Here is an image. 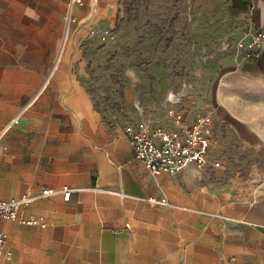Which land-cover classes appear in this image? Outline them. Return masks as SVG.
Returning a JSON list of instances; mask_svg holds the SVG:
<instances>
[{
	"label": "crops",
	"instance_id": "1",
	"mask_svg": "<svg viewBox=\"0 0 264 264\" xmlns=\"http://www.w3.org/2000/svg\"><path fill=\"white\" fill-rule=\"evenodd\" d=\"M84 1L77 35L114 28L119 0ZM229 2L246 34L264 29V0ZM66 13V0H0V131L27 106L0 141V201L74 190L28 209L44 228L0 222L13 254L3 264H264V189L239 176L252 159L264 175V53L182 102L190 115L213 113L216 155L241 170L218 183L209 172L154 179L125 124L106 121L77 81L78 56L70 48L57 63ZM168 105L145 115L166 124Z\"/></svg>",
	"mask_w": 264,
	"mask_h": 264
},
{
	"label": "rangeland",
	"instance_id": "2",
	"mask_svg": "<svg viewBox=\"0 0 264 264\" xmlns=\"http://www.w3.org/2000/svg\"><path fill=\"white\" fill-rule=\"evenodd\" d=\"M74 27L62 52L64 30L58 58L71 48L77 81L106 121L125 126L140 109L163 107L171 94H184L185 104L202 97L209 81L242 63L247 37L229 0H119L116 25L103 31L106 40L77 35ZM222 161V168L209 171L215 183L241 170L239 158L225 153ZM247 167L239 176L257 192L264 185L257 188L264 179L260 160Z\"/></svg>",
	"mask_w": 264,
	"mask_h": 264
},
{
	"label": "built area",
	"instance_id": "3",
	"mask_svg": "<svg viewBox=\"0 0 264 264\" xmlns=\"http://www.w3.org/2000/svg\"><path fill=\"white\" fill-rule=\"evenodd\" d=\"M84 0H68L65 18V41L61 47L63 52L66 40L72 28L78 24L77 9L84 6ZM100 37L106 40L107 36L102 30L90 31L86 34L87 39ZM62 52L59 55H62ZM264 53V29L259 28L247 34L242 53V62L255 61ZM57 60V63L59 61ZM179 103H172L169 98V107L166 111L167 123L140 114L125 126V133L132 146L135 158L144 163L147 170L157 179L161 174L179 176L195 171L200 174L217 170L223 167L222 159L216 155L219 147V139L215 132V117L212 112H200L190 115L183 109L182 99ZM27 106L21 108L18 116L14 118L2 131L0 141L5 134L16 124L19 117ZM74 190L65 187L62 190L46 189L39 195L26 193L18 199L0 201V222H17L24 226L45 227L43 218L40 216H26V212L32 204L45 197L62 194L69 201ZM124 196L123 194H120ZM154 204L169 205L166 202L150 198ZM8 235L0 228V264L10 260L12 252L7 248Z\"/></svg>",
	"mask_w": 264,
	"mask_h": 264
},
{
	"label": "water",
	"instance_id": "4",
	"mask_svg": "<svg viewBox=\"0 0 264 264\" xmlns=\"http://www.w3.org/2000/svg\"><path fill=\"white\" fill-rule=\"evenodd\" d=\"M181 96V94H171L170 96H169V98H170V101L172 102V103H179V101H180V97ZM140 112H141V114H142V109H140ZM189 174L191 175V176H193L194 178L195 177H198V176H200L201 174L200 173H198V172H195V171H190L189 172Z\"/></svg>",
	"mask_w": 264,
	"mask_h": 264
},
{
	"label": "bare ground",
	"instance_id": "5",
	"mask_svg": "<svg viewBox=\"0 0 264 264\" xmlns=\"http://www.w3.org/2000/svg\"><path fill=\"white\" fill-rule=\"evenodd\" d=\"M262 188L264 189V185L262 186Z\"/></svg>",
	"mask_w": 264,
	"mask_h": 264
}]
</instances>
